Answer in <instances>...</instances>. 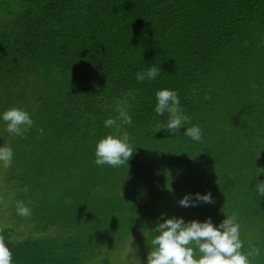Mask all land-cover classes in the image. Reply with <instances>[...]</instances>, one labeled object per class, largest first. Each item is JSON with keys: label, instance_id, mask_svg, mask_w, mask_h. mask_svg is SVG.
I'll use <instances>...</instances> for the list:
<instances>
[{"label": "trees", "instance_id": "1", "mask_svg": "<svg viewBox=\"0 0 264 264\" xmlns=\"http://www.w3.org/2000/svg\"><path fill=\"white\" fill-rule=\"evenodd\" d=\"M149 66L160 75L138 83ZM161 88L199 141L162 129ZM12 107L33 120L22 136L0 122L13 152L5 197L30 208L23 230L0 227L13 264H143L162 213L235 215L241 251L258 247L252 264H264V0H0V111ZM109 117L133 150L120 167L93 163L96 142L119 135ZM196 192L214 202L179 206Z\"/></svg>", "mask_w": 264, "mask_h": 264}, {"label": "clouds", "instance_id": "2", "mask_svg": "<svg viewBox=\"0 0 264 264\" xmlns=\"http://www.w3.org/2000/svg\"><path fill=\"white\" fill-rule=\"evenodd\" d=\"M159 75V69L149 66L143 72L135 73V79L140 83L154 80ZM154 96V113L157 116L168 114L163 130L174 136L180 134V129L184 128V137L193 141L201 139L199 126L183 127L188 117L181 112L180 99L175 90L161 88L155 91ZM116 110L121 123L130 125L131 117L127 112L120 108ZM0 122L4 124V131L14 136H22L23 132L33 125L30 114L16 107L0 111ZM103 124L105 128L115 126L119 135L108 134L96 142L93 163L97 166L111 167L128 164L133 154L128 133L121 131L120 125L112 117L105 119ZM12 158L11 147L0 145V167H8ZM257 169V177L264 174V168ZM254 189L257 196L264 198V181L257 179ZM213 202L211 192L185 193L178 200L179 206L184 208ZM16 214L20 217L29 216L30 208L22 201H18ZM150 231L153 234L152 247L147 252L143 264H252L251 258L260 255V249L251 244L249 250L241 251L243 242L240 239V225L235 215H225L223 220L214 224L211 217L204 220H186L183 216L168 217L162 213L153 222ZM190 245H194L195 250ZM195 253L199 255L195 256ZM0 264H13L11 250L2 238H0Z\"/></svg>", "mask_w": 264, "mask_h": 264}, {"label": "rangeland", "instance_id": "3", "mask_svg": "<svg viewBox=\"0 0 264 264\" xmlns=\"http://www.w3.org/2000/svg\"><path fill=\"white\" fill-rule=\"evenodd\" d=\"M1 172L5 173V169L0 168V227H12L21 231L26 226H23L21 224L22 223L21 221L23 219H21V217L16 214L15 209L11 208L12 207L11 198L5 197L6 196L5 192H8L7 189H9L8 188L9 186L6 184V181L4 180L6 173L2 174ZM7 198H9V201H7V203L3 202V200L5 201L8 200ZM140 244H141V240H138V238H132L120 250V257L125 259L127 263L130 262L128 259L132 258L135 247L139 246Z\"/></svg>", "mask_w": 264, "mask_h": 264}]
</instances>
